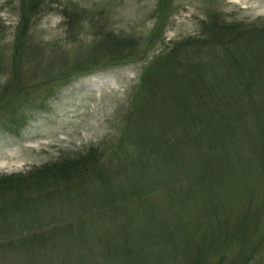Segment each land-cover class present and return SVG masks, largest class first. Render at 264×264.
<instances>
[{
    "label": "trees",
    "instance_id": "16d2710c",
    "mask_svg": "<svg viewBox=\"0 0 264 264\" xmlns=\"http://www.w3.org/2000/svg\"><path fill=\"white\" fill-rule=\"evenodd\" d=\"M19 1L9 47L0 23V128L11 134L39 91L49 98L78 76L146 63L116 136L0 175V264H264V17L214 10L196 35L163 44L158 27L117 35L63 9L67 28L84 19L97 40L57 72V44L46 57L29 40L49 0Z\"/></svg>",
    "mask_w": 264,
    "mask_h": 264
},
{
    "label": "rangeland",
    "instance_id": "374dc122",
    "mask_svg": "<svg viewBox=\"0 0 264 264\" xmlns=\"http://www.w3.org/2000/svg\"><path fill=\"white\" fill-rule=\"evenodd\" d=\"M159 1L49 0L48 10L40 13L39 17L33 16L29 40L45 46L46 57L52 48L46 44H57L54 47L59 50H56L53 69L61 72L77 56L84 55L88 45L97 40L92 36L94 28L84 19L81 28H67L63 9L76 8L79 12L88 13L87 18L100 19L109 31L117 35L146 37L158 27L155 36H160L163 44L196 35L201 20L214 10L227 19L239 21L264 17V0H172L163 6ZM19 17V0H0V23L5 26L4 37L1 38L3 46L12 44ZM162 42L148 51L149 57L161 47ZM93 48H96L94 43L90 49ZM139 49H147L145 43ZM145 63L146 60H132L78 76L58 88L49 98L47 92L39 91L33 98V104L24 108L27 122L18 134L0 128V175L23 172L33 166L74 156L105 138L116 136L117 114L125 106L128 90L138 81ZM35 66V61L31 60L25 63L24 68ZM44 66L46 64L42 63L41 68ZM7 79L0 74V84Z\"/></svg>",
    "mask_w": 264,
    "mask_h": 264
}]
</instances>
